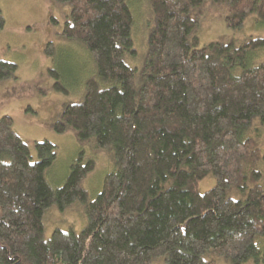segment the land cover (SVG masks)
<instances>
[{
  "label": "trees",
  "instance_id": "obj_1",
  "mask_svg": "<svg viewBox=\"0 0 264 264\" xmlns=\"http://www.w3.org/2000/svg\"><path fill=\"white\" fill-rule=\"evenodd\" d=\"M56 1L69 4L62 37L87 50L93 73L55 129L68 125L79 144L111 147L114 168L91 199L82 180L94 167L92 157L78 155L64 181L51 186L45 170L55 145L35 141L31 161L11 116L2 114L0 264H152L159 258L213 264L205 252L229 264L264 263V248L255 242L264 236V148L252 133L256 119L264 124V58H253L264 36L198 46L194 9L203 0H149L152 18L135 93L137 67L125 60L136 55L127 0ZM211 1L224 4L231 29L251 14L264 22V0ZM15 68L0 59V80ZM208 175L214 184L199 190ZM72 202L83 204L84 226L54 228L45 237V207Z\"/></svg>",
  "mask_w": 264,
  "mask_h": 264
},
{
  "label": "rangeland",
  "instance_id": "obj_2",
  "mask_svg": "<svg viewBox=\"0 0 264 264\" xmlns=\"http://www.w3.org/2000/svg\"><path fill=\"white\" fill-rule=\"evenodd\" d=\"M133 16L131 36L136 55L125 56L127 63L135 65L133 89L138 91L142 55L146 47V34L151 22L149 0H127ZM133 5V6H132ZM3 24L0 26V59L16 64L12 76L0 80V116L12 118L11 127L24 141L30 151V160H36L35 141L49 140L55 145L53 163L45 170V177L51 186L61 184L68 173L70 163L80 155L82 161L88 157L94 160V167L82 180V185L91 199L100 190L104 175L114 168L111 147L96 148L92 141L79 144L73 129L65 125L62 131L55 129V123L67 103L81 100L84 79L93 73V65L87 50L78 42L62 37L61 29L69 12V4L56 0H0ZM196 28L198 46L210 40L239 42L247 35L264 36V22L255 21L253 14L247 16L244 25L231 29L224 23L226 14L222 3L203 0ZM51 43L52 52L46 53L45 46ZM254 60L264 58V46L253 53ZM58 82L65 90L55 89ZM253 135L264 148V124L258 119ZM214 184L210 175L198 182V189L205 190ZM232 197L239 196L229 189ZM43 235L49 237L54 228L78 231L86 222L83 204L72 202L60 209L51 204L43 210ZM256 245L264 248V236L257 237ZM205 259L213 258V264H229L211 252L203 253ZM152 264H168L159 258ZM243 264H255L246 261ZM257 264H264L259 262Z\"/></svg>",
  "mask_w": 264,
  "mask_h": 264
}]
</instances>
